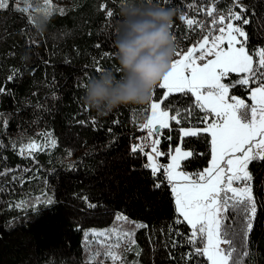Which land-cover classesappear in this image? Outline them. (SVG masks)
Masks as SVG:
<instances>
[{
	"label": "trees",
	"instance_id": "obj_1",
	"mask_svg": "<svg viewBox=\"0 0 264 264\" xmlns=\"http://www.w3.org/2000/svg\"><path fill=\"white\" fill-rule=\"evenodd\" d=\"M231 2L151 0L174 13L171 32L181 52L199 41L201 30L195 26L190 30L180 17L205 22L207 9L223 10ZM104 3L115 13L111 20L101 6ZM122 3L125 0H52L55 10L43 34L29 22L32 11H14L12 0L0 10V123L6 127V132L0 130L4 144L0 148V169L4 170L0 174V264H88L86 231L119 226L128 230L132 224L144 227L132 229L135 244L126 254L128 261L186 264L191 258V249L186 247L190 227L174 223L181 218L171 184L166 179L161 184L159 174L151 173L147 166V157L133 151L132 141L145 134L142 123L150 105L121 106L101 115L84 102L86 85L102 71L110 70L117 78L122 75L115 56ZM240 3L250 20L244 26L247 48L264 47V0ZM97 66L102 71H96ZM229 80L237 81V74H230ZM159 84L152 100L161 101L162 108L171 102L185 114L179 125L173 122L160 130L159 148L169 155L159 160L168 163L172 149L180 146L193 153L182 162L183 170L197 173L210 164L211 138L204 133L185 137L181 128H202L207 122L197 119L203 115L198 110L187 115L194 97L173 93L162 99L165 90ZM248 93L239 84L231 88L234 96L249 99ZM42 133L54 137L53 148L31 156L19 154L24 143ZM249 169L257 205L251 231L238 209L231 212L222 234L236 241L232 261L242 257L245 264H264V162L253 161ZM153 180L158 187H152ZM133 192L144 195L133 199ZM21 201L27 202L24 207L19 206ZM118 216L131 223L118 221ZM137 246L141 250L138 257L134 255ZM96 259L99 264H111ZM202 260L209 264L206 257Z\"/></svg>",
	"mask_w": 264,
	"mask_h": 264
},
{
	"label": "snow or ice",
	"instance_id": "obj_2",
	"mask_svg": "<svg viewBox=\"0 0 264 264\" xmlns=\"http://www.w3.org/2000/svg\"><path fill=\"white\" fill-rule=\"evenodd\" d=\"M34 2L35 0H12L13 10L27 14L33 10ZM42 2L45 14H52L55 10L52 8V0ZM8 3L9 0H0V10H5ZM17 3H23L25 6L16 7ZM146 3L151 4V0H146ZM209 3L215 5L216 0H209ZM101 6L111 20L115 16L114 11L107 8V3ZM247 11L240 0H232L223 10L212 7L206 15L211 17L209 23L213 32H205L207 25L201 24L198 20L181 16L180 19L190 30H194V26L201 29L199 42L184 52L176 51L177 59L172 61L171 70L159 84V89L166 90L167 95L185 93L194 97V106L187 115L197 110L203 113L197 119L201 123L207 122L206 126L202 129L181 128L183 136L193 137L204 133L211 138V167L196 176L189 175L182 168V162L189 160L193 155L190 151L180 147L173 148L170 154L171 162L166 166L160 165L158 159L169 154L160 150L156 139L151 141L152 155L148 156L145 153L151 161L149 165L151 173L159 174L161 184L164 179L171 184L170 191L175 195L176 210L179 218H182L174 223H183L190 227V238L186 241V247L191 249V258L186 264H204L202 258L205 257L210 264H240L239 258L232 261L235 247L231 246L232 241L222 234L225 214L230 207L235 209L242 206L250 232L252 220L257 212L252 189L234 186L238 181L245 184L251 181L249 165L253 161L264 162V47L252 50L247 48L249 37L244 27L250 23ZM29 22H34L33 17H29ZM94 63L98 64V61ZM96 71L100 72L102 69L97 66ZM233 73L237 74L238 80H229L225 83L224 81ZM237 84L246 87L250 92L251 100L254 102L250 111L244 99L229 94L231 88ZM0 93H3L2 88ZM167 95L162 92L161 98L167 99ZM149 110L151 117L143 126L148 130L149 136L158 135L160 130L170 128L171 123L179 125L185 119V114L173 108L171 102L165 104L163 109L161 103L152 102ZM0 130L6 132L3 123H0ZM51 145L55 146L54 140L51 141ZM11 146L14 151L17 150L15 145ZM3 147L0 139V148ZM42 147L44 145L31 141L18 151L21 155L27 153L31 156ZM3 172L4 170L0 169V174ZM158 186L157 180H153L152 187ZM142 195L144 193H132L133 199ZM51 202L48 200V203ZM26 203L21 201L19 206L24 207ZM116 219L123 223H131L125 216H118ZM142 227L144 225L132 224V229ZM132 229L113 227L109 231H93L92 236L103 238L97 239L96 243L108 250L103 256L99 251L93 252L88 264H99L97 257L100 259L106 257L111 264H139L138 260L126 259V254L133 251L129 245L135 244ZM175 234L173 232V235ZM88 235L86 232L85 237ZM123 241H127V245H123L121 252ZM223 244L230 245L227 252L221 247ZM173 245L179 247L175 241ZM140 254L141 250L137 246L134 255L138 257Z\"/></svg>",
	"mask_w": 264,
	"mask_h": 264
},
{
	"label": "clouds",
	"instance_id": "obj_3",
	"mask_svg": "<svg viewBox=\"0 0 264 264\" xmlns=\"http://www.w3.org/2000/svg\"><path fill=\"white\" fill-rule=\"evenodd\" d=\"M115 40L120 75L102 71L86 85L84 102L101 115L121 106L150 105L158 82L171 70L177 51L172 35L174 13L145 0H125ZM37 30L43 34L51 21L38 0L32 10Z\"/></svg>",
	"mask_w": 264,
	"mask_h": 264
},
{
	"label": "rangeland",
	"instance_id": "obj_4",
	"mask_svg": "<svg viewBox=\"0 0 264 264\" xmlns=\"http://www.w3.org/2000/svg\"><path fill=\"white\" fill-rule=\"evenodd\" d=\"M212 10V7L211 8H209V9H207L206 10V12L207 11H211ZM210 20H211V17H208L207 16V18H206V20H205V22L203 21V22H201V24H205V25H207V27L204 29V31L205 32H213L214 30L212 29V26H211V24L209 23L210 22ZM199 29V31L201 30L200 28H198ZM215 34H218V33H215ZM199 41H197V42H194V43H192L187 49H190L194 44H197ZM259 49V48H258ZM185 51V50H184ZM183 51V52H184ZM175 59H177V58H175ZM174 59V60H175ZM228 78H230V75H229V77ZM227 78V79H228ZM162 82V80L160 81V83ZM225 83H227V80H225L224 81ZM249 87H250V85H249ZM230 95H231V91H230V93H229ZM165 95H167V92H166V90H165ZM236 95V94H235ZM248 98L249 99H246V98H244L243 96H238V95H236V97L237 98H240V99H244V102H245V104L246 105H249V111H250V107L252 106V104H254V102L251 100V95H250V92L248 93ZM152 102H159V103H161V101H159V100H152ZM151 102V103H152ZM161 108H162V105H161ZM163 109V108H162ZM150 117H151V112L149 111V115H148V119L145 121V122H143L142 123V125L144 126L146 123H147V121L150 119ZM142 126V127H143ZM206 126V125H205ZM189 129H195L196 127H188ZM202 128H204V127H202ZM202 128H199V129H202ZM146 131V130H145ZM146 134H147V136H148V138L152 141V139H154V135L153 136H149V133H148V131H146ZM159 135H160V132H159ZM182 135H183V133H182ZM52 140H54L55 141V139H54V137L50 134V133H42V135H41V137H39V138H36V139H31V140H29L28 142H26V143H24L23 144V146L25 145V144H27V143H29V142H31V141H35L37 144H41V145H44V147H42L40 150H45V149H51V148H53L54 146H52L51 145V141ZM55 144H56V141H55ZM22 146V147H23ZM178 147H180V146H178ZM181 148V147H180ZM183 150H185V149H183ZM186 151H189V150H186ZM26 155H28L27 153H25ZM212 158V157H211ZM171 161H170V158H169V162L168 163H170ZM167 163V164H168ZM166 164V165H167ZM250 166V165H249ZM211 167V161H210V164H209V166H207L206 168H204L203 170H206V169H208V168H210ZM203 170H201V171H203ZM185 171V170H184ZM201 171H199V172H197V173H192V172H188V171H186L189 175H192V176H196L198 173H200ZM249 171H250V169H249ZM234 186L235 187H250L251 189H252V187H251V181L250 182H247L246 184L245 183H242V182H236L235 184H234ZM253 191V190H252ZM173 197H174V202H175V195H174V193H173ZM254 199H255V197H254ZM238 209H241L242 210V206H238L237 208H235V209H233V208H229V211L225 214V216H226V220H225V222H224V225H223V227H222V232H223V229H224V227H225V225L228 223V217H230L231 218V212L232 211H236V210H238ZM177 211V210H176ZM243 212V211H242ZM178 213V212H177ZM244 213V212H243ZM245 214V213H244ZM179 215V214H178ZM245 216H246V214H245ZM182 219V218H181ZM118 228H122L121 226H119ZM112 229V228H111ZM111 229H106V230H99V229H93V230H88V231H86V232H88L89 233V235H88V237L86 238L85 237V245H86V247H87V249H88V251H89V258L91 257V255H92V253L93 252H95V251H99L100 253H101V256H103V253L104 252H106L108 249L107 248H103V247H100L97 243H96V240L97 239H103L102 237L101 238H97V237H94V236H92L91 235V233L93 232V231H109V230H111ZM126 230V229H125ZM85 232V233H86ZM114 239L115 238H113V241H114ZM230 241H232L233 243H232V246H234L235 247V251L232 253V257H233V254L234 253H236L237 252V245H236V241H235V239L234 238H232V239H230ZM123 245H127V241H123L122 242V247H121V249H120V251L121 252H123ZM227 246H228V244H223V245H221V247L227 252ZM129 247H131L132 249L134 248V245H129ZM105 262H108V263H111L110 261H108L107 260V258L105 257L104 259H103ZM239 261H240V264H245L244 263V260H243V258L242 257H240L239 258ZM209 264H210V262H209Z\"/></svg>",
	"mask_w": 264,
	"mask_h": 264
},
{
	"label": "built area",
	"instance_id": "obj_5",
	"mask_svg": "<svg viewBox=\"0 0 264 264\" xmlns=\"http://www.w3.org/2000/svg\"><path fill=\"white\" fill-rule=\"evenodd\" d=\"M146 131H148V130H146ZM146 131L144 130V132H145L144 135L137 137L132 141V146H133V149H141L142 148L143 151H140L142 154L145 155V153H147L148 156H151L152 155V153L150 152L151 140L148 138ZM154 139H156L158 141V147H159L160 141H161L160 135L159 134L154 135ZM148 156H146L147 159H148ZM150 163H151V161L148 160V163H147L148 167H149ZM158 163L162 166L166 165V164L162 163L159 159H158Z\"/></svg>",
	"mask_w": 264,
	"mask_h": 264
},
{
	"label": "crops",
	"instance_id": "obj_6",
	"mask_svg": "<svg viewBox=\"0 0 264 264\" xmlns=\"http://www.w3.org/2000/svg\"><path fill=\"white\" fill-rule=\"evenodd\" d=\"M148 119V117L143 121V122H145L146 120ZM143 128V130H147L146 128H144V127H142ZM167 164V163H166ZM166 166V165H165Z\"/></svg>",
	"mask_w": 264,
	"mask_h": 264
}]
</instances>
